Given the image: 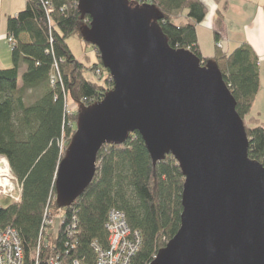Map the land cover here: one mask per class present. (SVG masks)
<instances>
[{"label":"trees","instance_id":"obj_1","mask_svg":"<svg viewBox=\"0 0 264 264\" xmlns=\"http://www.w3.org/2000/svg\"><path fill=\"white\" fill-rule=\"evenodd\" d=\"M131 2L150 3L161 12L158 26L171 49H188L203 64L207 60L217 64L248 137L247 155L264 167V123L251 115L260 89L259 60L252 48L242 43L226 53L215 46L212 57H203L197 50L195 31L207 14L203 0ZM48 7L51 12L47 14ZM181 13L186 21L175 25L172 21ZM88 22L87 16H81L77 0H26L25 8L7 19L12 65L0 69V157L6 159L20 184L21 195L18 201L0 198V229L11 227L16 231L23 264H47L50 255H60L62 263L79 259L93 264L91 243L106 247L111 210L122 212L130 229L141 237L130 264L152 263L180 226L184 177L178 162L168 154L153 163L136 132L130 133L123 144L100 147L94 176L71 206L60 207L56 202L57 167L76 129L79 112L68 110L67 100L91 106L112 88L97 52L99 63L86 67L67 44L70 37L88 44L80 34ZM218 40L215 34V42ZM20 65L26 69L19 85ZM55 67L58 77L52 82ZM95 69L100 70L102 78H85V72L94 73ZM27 91L36 95L30 104L24 101ZM47 208L64 209L65 226L73 215L76 217L73 238L64 228L57 239L51 230L41 237Z\"/></svg>","mask_w":264,"mask_h":264},{"label":"water","instance_id":"obj_2","mask_svg":"<svg viewBox=\"0 0 264 264\" xmlns=\"http://www.w3.org/2000/svg\"><path fill=\"white\" fill-rule=\"evenodd\" d=\"M81 29L112 88L80 106L58 164L56 202L69 207L96 170L103 144L138 133L153 163L168 154L184 183L180 226L151 264H264V167L247 155L236 102L213 60L171 49L150 3L77 0Z\"/></svg>","mask_w":264,"mask_h":264},{"label":"crops","instance_id":"obj_3","mask_svg":"<svg viewBox=\"0 0 264 264\" xmlns=\"http://www.w3.org/2000/svg\"><path fill=\"white\" fill-rule=\"evenodd\" d=\"M203 2L207 7V14L195 28L198 52L205 58L212 57L215 51L214 33H220L226 38L221 43V48L226 53L232 52L242 43H247L260 61L258 65L261 85L264 75L261 70L264 63V0H220L219 3L209 0V4ZM25 5L26 0H0V69H7L12 65L11 45L6 37L7 19L23 10ZM215 28H219V31L216 32ZM235 28H239L236 30L239 32L231 34L230 30ZM25 69L24 65H20L19 76Z\"/></svg>","mask_w":264,"mask_h":264},{"label":"built area","instance_id":"obj_4","mask_svg":"<svg viewBox=\"0 0 264 264\" xmlns=\"http://www.w3.org/2000/svg\"><path fill=\"white\" fill-rule=\"evenodd\" d=\"M50 12L51 8L48 7L47 14ZM7 40L12 43V38H8ZM219 48H221V45H219ZM53 81L54 80H52V82ZM0 159L4 161V163H0V169L4 170L6 173L1 176V178L8 177L10 178V181H17V179L11 174L6 159L4 157H0ZM18 185L20 187L19 183ZM20 195L21 187L20 193L17 198H14V201H18ZM11 198L13 199L12 196ZM76 223V217L73 215L70 224L68 223L67 226H65V210L59 208L52 211L50 208H47L41 226V237L44 231L51 230L55 233V239H57L59 230L64 228V232L67 236L73 238L76 233ZM106 231V247H102L96 241L91 243V249L94 253L93 264H130L131 258L141 245V237L139 233L131 230L126 222L124 214L116 210H111L108 214ZM59 259L60 255H50L47 258V264H84L79 259L65 260L64 263ZM0 264H23V251L20 245V240L16 231L11 227L0 229Z\"/></svg>","mask_w":264,"mask_h":264},{"label":"rangeland","instance_id":"obj_5","mask_svg":"<svg viewBox=\"0 0 264 264\" xmlns=\"http://www.w3.org/2000/svg\"><path fill=\"white\" fill-rule=\"evenodd\" d=\"M131 2V0H129ZM206 2V4H209V0H203ZM215 3H219L220 1H215L213 0ZM134 5V3H132ZM186 21L185 19V14H180L178 16V18L173 19V23L175 25H180L183 24ZM232 24V23H231ZM240 28V27H239ZM239 28H235V29H231L230 32L231 34L239 32L236 31ZM216 32L219 31V28H215ZM221 30V29H220ZM217 34L219 40L217 42H215V46L216 48H219V45H221L222 42L225 41V37L223 35H220V33H214ZM10 43V42H9ZM67 44L69 46V48L72 50L74 56L82 63L84 64L86 67H90L93 64H97L99 63V60L96 57V49L90 45V44H85L84 42L80 41L79 39L75 38V37H70L69 39H67ZM214 46V48H215ZM201 65L204 66L205 64H203L200 61ZM258 64H260V61L258 62ZM261 70L264 73V63L261 66ZM99 71V72H97ZM52 75V80L55 79V77H58L57 74V70L56 67L54 68ZM85 78L89 79V80H97V78H102V74L100 73L99 69H95L94 73H92L91 71L85 72L84 73ZM21 80H20V76L18 79V84L20 85ZM35 98V93L33 91L30 92H26L25 93V104H30L31 102L34 101ZM67 109L70 111H77L79 110L81 105H78L76 103H73L70 99L67 100ZM251 115L256 117V119H258L261 123H264V75H262L261 78V85H260V89L257 95V98L255 100ZM64 141V140H63ZM63 141L61 142V148L63 147ZM4 163V161L2 159H0V163ZM12 174V173H11ZM9 174V175H11ZM12 176V175H11ZM10 176V177H11ZM20 193V187L17 183L16 180H12L10 181V178H6V177H0V198L4 197V198H8L14 201V198H17L18 195ZM11 196L13 197V199L11 198ZM54 199V197H53Z\"/></svg>","mask_w":264,"mask_h":264},{"label":"bare ground","instance_id":"obj_6","mask_svg":"<svg viewBox=\"0 0 264 264\" xmlns=\"http://www.w3.org/2000/svg\"><path fill=\"white\" fill-rule=\"evenodd\" d=\"M5 174H6L5 171L0 169V177L5 175Z\"/></svg>","mask_w":264,"mask_h":264}]
</instances>
